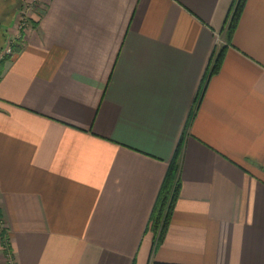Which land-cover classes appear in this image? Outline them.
Listing matches in <instances>:
<instances>
[{"label": "crops", "instance_id": "1", "mask_svg": "<svg viewBox=\"0 0 264 264\" xmlns=\"http://www.w3.org/2000/svg\"><path fill=\"white\" fill-rule=\"evenodd\" d=\"M29 2L0 45V264H264V0L231 41L236 0H40L21 30Z\"/></svg>", "mask_w": 264, "mask_h": 264}, {"label": "trees", "instance_id": "2", "mask_svg": "<svg viewBox=\"0 0 264 264\" xmlns=\"http://www.w3.org/2000/svg\"><path fill=\"white\" fill-rule=\"evenodd\" d=\"M246 0H236L234 8L232 10V16L227 23L226 26V37L228 41H231L232 35L236 29L238 21L240 19V15L243 11ZM224 57V47L215 50L211 57L210 61V73L213 74L220 69L222 60ZM207 84V80L201 89L200 95L203 94L204 88ZM192 117V115H191ZM191 117L189 118V122L191 121ZM186 133V131H185ZM185 133H183L171 160V163L168 167L167 173L165 175L164 181L160 188L156 203L154 205L152 214H151V229L155 232V234L160 235V239L163 238L166 229L169 224L170 216L172 210L174 208L175 202L178 197L179 188H180V161L184 147V137ZM1 237L3 238V242H6L7 238L5 233L1 232Z\"/></svg>", "mask_w": 264, "mask_h": 264}, {"label": "built area", "instance_id": "3", "mask_svg": "<svg viewBox=\"0 0 264 264\" xmlns=\"http://www.w3.org/2000/svg\"><path fill=\"white\" fill-rule=\"evenodd\" d=\"M40 0H30L29 4H25V6L21 9L18 15L19 19V27L21 30H24L30 23L29 12L31 10V5H35ZM14 42L13 39L10 38L5 48L0 52V60H3L7 57H11L14 55Z\"/></svg>", "mask_w": 264, "mask_h": 264}, {"label": "rangeland", "instance_id": "4", "mask_svg": "<svg viewBox=\"0 0 264 264\" xmlns=\"http://www.w3.org/2000/svg\"><path fill=\"white\" fill-rule=\"evenodd\" d=\"M16 2H17V0H0V45H1V43H3V39H1V38H2V34L4 32V29L7 26L8 22L12 19V17L15 14L14 8L16 5ZM0 52H1V50H0ZM1 232L3 233L2 229L0 228V237H1ZM1 239L3 241V238H1ZM5 245H7V243H5ZM11 256L12 255L10 254L9 258H11V260H12L13 258ZM11 264H13V263H11Z\"/></svg>", "mask_w": 264, "mask_h": 264}]
</instances>
